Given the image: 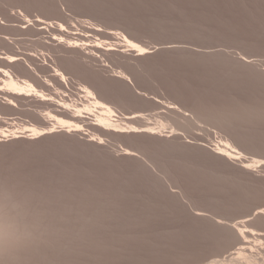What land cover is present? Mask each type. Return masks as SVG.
<instances>
[{
	"label": "rangeland",
	"instance_id": "1",
	"mask_svg": "<svg viewBox=\"0 0 264 264\" xmlns=\"http://www.w3.org/2000/svg\"><path fill=\"white\" fill-rule=\"evenodd\" d=\"M0 264H264V0H0Z\"/></svg>",
	"mask_w": 264,
	"mask_h": 264
},
{
	"label": "water",
	"instance_id": "2",
	"mask_svg": "<svg viewBox=\"0 0 264 264\" xmlns=\"http://www.w3.org/2000/svg\"><path fill=\"white\" fill-rule=\"evenodd\" d=\"M253 215H256V211L254 212V214Z\"/></svg>",
	"mask_w": 264,
	"mask_h": 264
}]
</instances>
